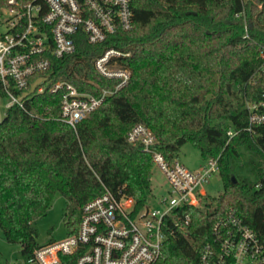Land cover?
Here are the masks:
<instances>
[{"label":"trees","instance_id":"trees-1","mask_svg":"<svg viewBox=\"0 0 264 264\" xmlns=\"http://www.w3.org/2000/svg\"><path fill=\"white\" fill-rule=\"evenodd\" d=\"M130 7V30L97 45L80 33L75 52L51 62L52 80L98 95L112 82L93 61L109 47L130 53L128 84L76 131L59 120L60 94L48 91L30 93L23 109L7 108L0 121V231L19 245L24 262L40 246L33 223L56 195L67 202V235L77 231L82 206L104 189L130 196L136 212L145 206L154 165L127 142L135 124L150 129L167 160L187 143L215 159L222 182V193L204 198V213L182 208L190 221L167 236L155 264H201L212 226L229 214L264 240V123L247 130L248 105L264 93V0L244 7L247 40L239 0H131ZM61 259L75 264V256Z\"/></svg>","mask_w":264,"mask_h":264},{"label":"built area","instance_id":"built-area-1","mask_svg":"<svg viewBox=\"0 0 264 264\" xmlns=\"http://www.w3.org/2000/svg\"><path fill=\"white\" fill-rule=\"evenodd\" d=\"M250 1L239 0L242 8L236 14L242 20L244 40L251 28L244 8ZM130 5L131 0H6L0 5V90L6 109L13 105L23 109L24 99L33 92L59 93V120L76 131L108 96L128 84L130 70L124 61L130 53L109 47L93 61L98 75L112 82L98 95L79 91L65 80H52L51 62L72 55L80 33L88 44L97 45L118 31L130 30ZM260 56L264 58L262 52ZM248 112V131L264 123V93L259 102L248 105ZM126 137L151 157L168 185L156 206L147 201L136 212L130 196L104 189L82 206L75 233L40 245L23 264H67L62 256H75V264H155L167 236L190 221L188 215H180L182 208L204 210L201 186L218 173L215 159L190 171L154 148L156 138L145 125H133ZM212 234L214 242L204 249L201 264H264V240L240 218L229 214L219 219Z\"/></svg>","mask_w":264,"mask_h":264},{"label":"rangeland","instance_id":"rangeland-1","mask_svg":"<svg viewBox=\"0 0 264 264\" xmlns=\"http://www.w3.org/2000/svg\"><path fill=\"white\" fill-rule=\"evenodd\" d=\"M6 103L5 98H0V121L4 117ZM176 159L190 171H197L206 165V160L202 158L200 152L189 143L180 148ZM150 187L151 192L148 194L147 201L149 205L155 207L156 199L163 196L168 190V185L156 166L152 169ZM201 190L204 191V195L207 197H216L222 193V182L217 172L212 173L207 178V181L201 186ZM66 206V200L62 196L56 195L45 216L40 217L33 223L38 233V244L43 245L66 237L67 233L64 226ZM23 263L24 259L19 245L6 242L3 233L0 231V264Z\"/></svg>","mask_w":264,"mask_h":264},{"label":"water","instance_id":"water-1","mask_svg":"<svg viewBox=\"0 0 264 264\" xmlns=\"http://www.w3.org/2000/svg\"><path fill=\"white\" fill-rule=\"evenodd\" d=\"M233 182H235V179H234V178H233ZM200 211H201L202 213H204V210H203V209H201Z\"/></svg>","mask_w":264,"mask_h":264}]
</instances>
